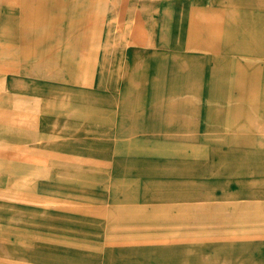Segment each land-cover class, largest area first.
Listing matches in <instances>:
<instances>
[{"label": "rangeland", "instance_id": "rangeland-1", "mask_svg": "<svg viewBox=\"0 0 264 264\" xmlns=\"http://www.w3.org/2000/svg\"><path fill=\"white\" fill-rule=\"evenodd\" d=\"M66 1L0 0V264H264V0Z\"/></svg>", "mask_w": 264, "mask_h": 264}, {"label": "bare ground", "instance_id": "bare-ground-1", "mask_svg": "<svg viewBox=\"0 0 264 264\" xmlns=\"http://www.w3.org/2000/svg\"><path fill=\"white\" fill-rule=\"evenodd\" d=\"M66 2H68V0H67ZM70 2H71V1H70ZM68 3H69V2H68ZM75 4H76V3H75ZM59 5H60V4H58V6H59ZM73 5H74V4H73ZM6 6H7V5H6ZM9 6H10V5H9ZM25 6H26V5H25ZM67 6H68V5H67ZM22 7H24V6H22ZM22 7H21V10H22ZM122 7L125 8V4H124V6H122ZM10 8H12V7L10 6ZM19 8H20V7H19ZM34 8H35V7H34ZM67 8H68V7H67ZM73 8H74V7H73ZM36 9H37V8H36ZM108 9H109V8H108ZM136 9H137V8H136ZM18 10H19V9H18ZM40 11H41V10H40ZM126 11H127V10H126ZM5 12H6V11H5ZM21 12H22V11H21ZM135 12H136V11H135ZM187 12H188V11H187ZM32 13H33V11H32ZM35 13H36V12H35ZM35 13H34V14H35ZM229 13L231 14L232 12H229ZM39 14H40V13H38V15H39ZM30 16H31V15H30ZM32 16H33V15H32ZM115 17H116V16H115ZM6 18H7V17H6ZM117 19H118V18H117ZM119 19H120V18H119ZM28 20H29V19H28ZM31 20H32V19H31ZM29 21H30V20H29ZM31 22H32V21H31ZM133 22H134V20H133ZM25 23H26V21H25ZM19 24H20V23H19ZM22 24H23V23H22ZM27 24H29V23L27 22ZM35 25H36V24H35ZM33 26H34V25H33ZM37 26H38V25H37ZM37 26H36V27H37ZM29 27H30V25H29ZM20 28L22 29V30L20 29L21 31H24V27H20ZM37 28H38V27H37ZM43 28H44V27H43ZM38 29H39V28H38ZM20 30H19V32H20ZM28 30H32V29H28ZM28 30H27V32H28ZM33 30H34V29H33ZM42 30H43V29H42ZM35 31H36V30H35ZM44 31H45V30H44ZM25 32H26V31H25ZM33 32H34V31H33ZM23 33H24V32H22V35H26V33H25V34H23ZM41 33H43V32H41ZM30 34H31V33H30ZM30 34H29V35H30ZM37 34H38V32H37ZM39 34H40V33H39ZM39 34H38V35H39ZM20 35H21V33H20ZM22 35H21V36H22ZM128 36H129V34H128ZM24 38H25V37H24ZM25 39H26V38H25ZM63 40H64V39H63ZM21 44H23L22 41H21ZM120 45H121V44H120ZM19 46H20V45H19ZM23 46H24V45H23ZM65 47H66V46H65ZM20 50H21V48H20ZM19 52H20V51H19ZM61 52H62V51H61ZM31 53H32V52H31ZM76 53H77V52H76ZM60 54H61V53H60ZM76 55H77V54H76ZM76 55H75V56H76ZM31 56H32V55H31ZM66 57H67V56H66ZM71 57H72V56H71ZM7 58H8V57H7ZM69 58H70V57H69ZM67 59H68V58H67ZM49 61H50V60H49ZM3 62H4V61H3ZM52 63H53V61H52ZM52 63H51V64H52ZM49 64H50V63H49ZM51 64H50V65H51ZM53 64H54V63H53ZM36 65H38V64H36ZM54 65H55V64H54ZM42 66H43V65H42ZM44 66H45V65H44ZM57 66H59V65H57ZM180 66H181V64H180ZM35 67H36V66H35ZM39 67H40V66H39ZM45 67H46V66H45ZM43 68H44V67H43ZM46 68H47V67H46ZM56 68H58V67H56ZM180 68H181V67H180ZM33 69H34V68H33ZM35 69H36V68H35ZM44 69H45V68H44ZM30 70H31V69H30ZM37 70L40 71V69H38V68H37ZM60 70H62V69H60ZM30 72H31V71H30ZM52 72H53V71H52ZM38 73H39V72H38ZM38 73H36V74H38ZM49 73L51 74V72H49ZM49 73H48V74H49ZM56 73H57V72H56ZM21 74H23V73H21ZM32 74H33V73H32ZM48 74H47V75H48ZM50 74H49V75H50ZM49 75H48V76H49ZM17 76H18V75H17ZM14 82H15V81H14ZM16 82H17V81H16ZM14 84H15V83H14ZM12 88H14V87H12ZM0 89H1V88H0ZM2 92H3V91H2ZM59 93H60V92H59ZM68 94H69V93H68ZM46 98H47V97H46ZM51 99H52V98H51ZM54 99H55V98H54ZM60 100H61V99H60ZM62 100H63V99H62ZM0 101H1V100H0ZM15 101H16V100H15ZM43 103H44V102H43ZM45 103H46V102H45ZM60 105H61V104H60ZM66 105H67V104H66ZM66 105H65V106H66ZM45 107H46V106H45ZM45 107H43V108H45ZM50 107H51V106H50ZM61 107H63V105H61ZM40 114H41V113H40ZM43 114H44V113H43ZM57 116H58V115H57ZM6 123H7V122H6ZM4 124H5V123H4ZM9 125H10V124H9ZM13 126H14V125H13ZM5 129H6V127H5ZM6 131H7V130H6ZM19 131H20V130H19ZM22 132H23V131H22ZM33 133H34V132H33ZM27 134H28V133H27ZM31 134H32V133H31ZM31 134H30V135H31ZM25 135H26V133H25ZM28 135H29V134H28ZM30 137L33 138L32 135H31ZM54 141H55V140H54ZM31 142H32V140H31ZM33 142H34V141H33ZM38 142H39V141H38ZM52 142H53V141H52ZM47 143H48V142H47ZM44 145H45V144H44ZM0 146H1V145H0ZM0 196L3 197V199H10V200H12L11 197H10L9 195H0ZM14 199H15V198H14ZM0 202H1V201H0ZM0 245H2V244L0 243ZM0 248H1V247H0ZM1 249H2V248H1Z\"/></svg>", "mask_w": 264, "mask_h": 264}]
</instances>
